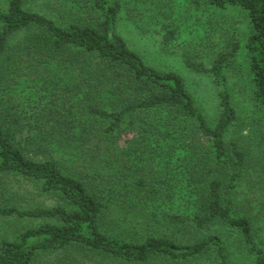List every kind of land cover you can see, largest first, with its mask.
Returning a JSON list of instances; mask_svg holds the SVG:
<instances>
[{"label": "trees", "instance_id": "trees-1", "mask_svg": "<svg viewBox=\"0 0 264 264\" xmlns=\"http://www.w3.org/2000/svg\"><path fill=\"white\" fill-rule=\"evenodd\" d=\"M204 2L244 17L249 97L264 111V0ZM54 11L50 19L23 0L0 5V264H264L254 214L238 200L244 183L264 225V170L247 177L251 145L231 135L240 127L230 89L240 42L214 55L205 37L181 54L216 88L211 123L179 73L146 64L117 32L121 13L133 21L144 13L132 1L77 0ZM174 39L166 30L162 44ZM56 68L64 72L44 78ZM30 73L40 99L20 105ZM257 131L264 140V127ZM10 181L55 205L19 207Z\"/></svg>", "mask_w": 264, "mask_h": 264}, {"label": "rangeland", "instance_id": "rangeland-1", "mask_svg": "<svg viewBox=\"0 0 264 264\" xmlns=\"http://www.w3.org/2000/svg\"><path fill=\"white\" fill-rule=\"evenodd\" d=\"M4 1L0 0V5ZM77 0H23L27 10L38 12L50 19H55L54 8L60 4H75ZM144 10L142 19L129 20L122 13L117 20L116 30L125 40L129 48L137 52L143 61L159 70L175 71L185 80L189 91L193 94L197 105L209 122L214 123L219 113L216 88L208 75L196 74L187 70L181 60V54L188 44H203L204 38L213 39V53L228 50L234 41H239L241 48L233 59L234 77L230 79L232 103L240 117V127L232 128L233 137L244 138L251 145L253 157L252 168L247 177H254L264 170V140L259 136L257 128L264 127V111L257 109L248 91V74L245 67L243 40L245 37V19L236 11L222 10L207 5L204 0H129ZM133 5V4H132ZM131 9V6H130ZM133 14L137 15V12ZM139 16V15H137ZM140 17V16H139ZM138 22V23H134ZM166 30L175 32V39L162 44V36ZM187 46V47H186ZM186 47V48H185ZM211 57V56H210ZM208 61V59H207ZM57 69V68H56ZM64 71L54 70L45 74L44 78L52 79L54 73ZM33 73L19 82L16 96L17 102L28 104L40 99L35 94L36 83L32 81ZM71 73L64 75L63 80L69 81ZM232 83V85H231ZM66 84V83H64ZM63 84V85H64ZM62 85V86H63ZM56 95V94H55ZM58 95V94H57ZM51 95L48 94L49 101ZM61 102L57 99L56 103ZM70 152L62 153L68 158ZM8 189L16 195V202L21 208L52 207L55 201L39 194L22 181L5 183ZM173 195V207L181 210L184 207L186 189L182 182L177 183ZM238 200L252 210L255 217V227L258 240L264 245V225L262 223L261 207L257 195L253 194L243 183L239 187ZM7 223L0 220V234ZM19 225L15 226L18 227ZM50 260V259H49ZM54 261L56 259H53ZM88 264H99L90 262Z\"/></svg>", "mask_w": 264, "mask_h": 264}]
</instances>
